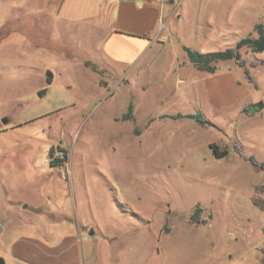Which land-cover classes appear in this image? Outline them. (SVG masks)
Returning a JSON list of instances; mask_svg holds the SVG:
<instances>
[{
  "label": "rangeland",
  "instance_id": "374dc122",
  "mask_svg": "<svg viewBox=\"0 0 264 264\" xmlns=\"http://www.w3.org/2000/svg\"><path fill=\"white\" fill-rule=\"evenodd\" d=\"M118 1L0 0V252L69 237L81 264H264V51L202 74L183 49L258 37L264 0H157V57L109 64ZM223 74L242 93L218 106L201 78Z\"/></svg>",
  "mask_w": 264,
  "mask_h": 264
},
{
  "label": "crops",
  "instance_id": "0c3cea01",
  "mask_svg": "<svg viewBox=\"0 0 264 264\" xmlns=\"http://www.w3.org/2000/svg\"><path fill=\"white\" fill-rule=\"evenodd\" d=\"M162 10V4L157 0H119L113 9L109 30L101 44L104 59L109 64H131L140 60L145 64L149 63V58L157 57V54L149 55V48L151 42L161 37ZM197 70L202 74L208 72L198 68ZM201 80L209 101L218 106L237 101L242 93L241 85L234 83L229 74L207 75ZM178 113L180 112H162L156 115L162 119ZM71 243L69 237L62 238L54 247L12 239L2 246L0 256L5 264H81L78 251Z\"/></svg>",
  "mask_w": 264,
  "mask_h": 264
},
{
  "label": "trees",
  "instance_id": "16d2710c",
  "mask_svg": "<svg viewBox=\"0 0 264 264\" xmlns=\"http://www.w3.org/2000/svg\"><path fill=\"white\" fill-rule=\"evenodd\" d=\"M255 30L258 33V37L256 38H251V37H244L240 39L235 48H230L226 49L224 51H218V52H213V53H197L193 50H191L187 46H183V49L186 51L188 58L190 62H192L198 69L200 70H205L208 72H214L215 67L212 64L213 62L217 60H227V59H236L237 62L241 65H245V61L241 60V55L239 50L242 47H248L250 48L253 52H261L264 51V25L263 24H258L255 26ZM49 79V77H48ZM43 91V90H42ZM133 106L131 103H129L127 112L123 115V119H128L130 117V114L132 112ZM172 118H179V117H188V118H193L197 120L198 122L202 124L208 123L199 113L197 114H176L171 116ZM210 147L212 148L213 154L216 157H221L226 154L225 149H220L217 145L211 144ZM199 211L200 209L198 207L195 208L193 214H192V220L198 222L199 218Z\"/></svg>",
  "mask_w": 264,
  "mask_h": 264
},
{
  "label": "water",
  "instance_id": "95a60500",
  "mask_svg": "<svg viewBox=\"0 0 264 264\" xmlns=\"http://www.w3.org/2000/svg\"><path fill=\"white\" fill-rule=\"evenodd\" d=\"M261 108H262L261 103L253 104V105H251V106H249V107L247 108V111L250 112V113H253V112H257V111H259ZM4 122H6V120H4ZM1 232H2V226H1V224H0V233H1ZM0 264H5V263H4V259H3L2 256H0Z\"/></svg>",
  "mask_w": 264,
  "mask_h": 264
}]
</instances>
